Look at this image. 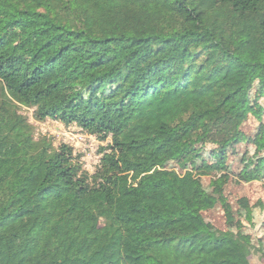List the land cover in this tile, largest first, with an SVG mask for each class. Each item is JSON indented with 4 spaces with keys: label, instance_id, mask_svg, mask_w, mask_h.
I'll return each instance as SVG.
<instances>
[{
    "label": "trees",
    "instance_id": "1",
    "mask_svg": "<svg viewBox=\"0 0 264 264\" xmlns=\"http://www.w3.org/2000/svg\"><path fill=\"white\" fill-rule=\"evenodd\" d=\"M256 84L264 0H0V264H254L169 164L237 141ZM20 106L110 136L97 171Z\"/></svg>",
    "mask_w": 264,
    "mask_h": 264
},
{
    "label": "rangeland",
    "instance_id": "2",
    "mask_svg": "<svg viewBox=\"0 0 264 264\" xmlns=\"http://www.w3.org/2000/svg\"><path fill=\"white\" fill-rule=\"evenodd\" d=\"M19 108L32 125L36 139L48 137L55 147L73 143L83 169L97 171L110 136L104 140L76 124L38 121L34 107ZM196 152L180 156L169 167L180 173L194 171L206 191L202 217L209 228L234 231L251 248V261L264 264V84H256L252 91L249 118L238 140L224 150L209 145ZM220 161L225 167L218 170Z\"/></svg>",
    "mask_w": 264,
    "mask_h": 264
},
{
    "label": "built area",
    "instance_id": "3",
    "mask_svg": "<svg viewBox=\"0 0 264 264\" xmlns=\"http://www.w3.org/2000/svg\"><path fill=\"white\" fill-rule=\"evenodd\" d=\"M81 130H82V131H85L84 129H81ZM67 144H70V146H73V145H72L73 143H71V142H69V143H67Z\"/></svg>",
    "mask_w": 264,
    "mask_h": 264
}]
</instances>
